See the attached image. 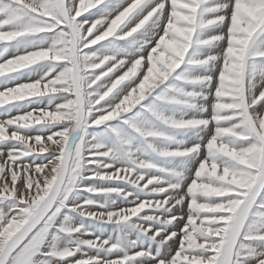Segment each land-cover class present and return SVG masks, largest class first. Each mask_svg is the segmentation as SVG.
I'll list each match as a JSON object with an SVG mask.
<instances>
[{"label":"snow or ice","instance_id":"6c2138e0","mask_svg":"<svg viewBox=\"0 0 264 264\" xmlns=\"http://www.w3.org/2000/svg\"><path fill=\"white\" fill-rule=\"evenodd\" d=\"M0 264H264V0H0Z\"/></svg>","mask_w":264,"mask_h":264}]
</instances>
